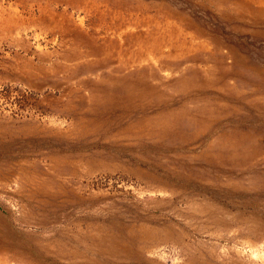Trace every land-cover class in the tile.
<instances>
[{
  "label": "rangeland",
  "instance_id": "374dc122",
  "mask_svg": "<svg viewBox=\"0 0 264 264\" xmlns=\"http://www.w3.org/2000/svg\"><path fill=\"white\" fill-rule=\"evenodd\" d=\"M0 264H264V0H0Z\"/></svg>",
  "mask_w": 264,
  "mask_h": 264
}]
</instances>
